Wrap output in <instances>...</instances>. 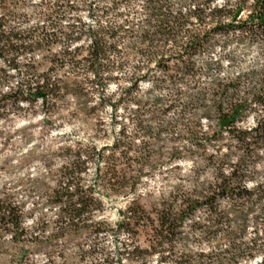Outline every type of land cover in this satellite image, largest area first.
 Returning a JSON list of instances; mask_svg holds the SVG:
<instances>
[{
  "label": "trees",
  "instance_id": "16d2710c",
  "mask_svg": "<svg viewBox=\"0 0 264 264\" xmlns=\"http://www.w3.org/2000/svg\"><path fill=\"white\" fill-rule=\"evenodd\" d=\"M38 6L35 24L21 27L0 0V116L37 103L51 113L71 97L84 110L109 107L118 131L111 143L60 147L53 187L28 188L55 208L52 222L27 226L22 203L0 196L12 264H264V47L261 65L235 76L223 71L234 49L212 55L217 34L264 46V0ZM50 47L62 48L41 68L34 55ZM156 173L155 193L144 185ZM109 194L128 200L114 225L97 218Z\"/></svg>",
  "mask_w": 264,
  "mask_h": 264
},
{
  "label": "rangeland",
  "instance_id": "374dc122",
  "mask_svg": "<svg viewBox=\"0 0 264 264\" xmlns=\"http://www.w3.org/2000/svg\"><path fill=\"white\" fill-rule=\"evenodd\" d=\"M39 1L3 0L20 16L21 27L35 24L37 17L32 13L39 8ZM214 38L216 42L212 46L215 47L212 50V55L217 56L220 47L234 49L233 60L230 65L224 66L223 71L235 76L261 65L263 59L261 47L264 46L258 42L237 33L217 34ZM61 48L50 47L49 51H37L34 58L40 62L41 68H44L50 65L51 51L53 53ZM135 62L134 59L130 61V63ZM223 62L227 64L226 59ZM113 88L112 85L111 89ZM67 99L70 101L68 107L54 110L51 113L45 111L44 114L45 108L37 103L34 111L21 110L18 113L0 116V196L10 194L22 203L27 226H35L41 219L50 222L55 219V208L51 209L47 206L38 191L28 195V188L32 185L38 186L37 189H40L41 192L45 188L53 187L54 181L51 175L60 163L58 157L60 147L73 144L74 140L85 139L92 140L99 146L111 143L113 136L118 131V125L113 124L112 119L114 118L111 117L112 113L109 107L92 112L78 106L71 97ZM120 114L127 119L126 112L118 113V115ZM119 119L120 116H117L116 120ZM128 122L126 124L130 126ZM245 122L248 125L253 120L250 117ZM62 134H66L67 142H64V138L59 137ZM166 136L167 134L164 133L163 139ZM191 166L190 161L182 163L180 174L189 173ZM84 179L86 185L92 183V168H89ZM163 182L161 176L156 173L144 187L154 189L156 193L158 189L162 188L161 185H164ZM102 198L104 207L103 211L97 214V218L114 225L119 216L118 211L125 207L128 200L113 194L103 195ZM49 231H51L50 226L47 227L46 233ZM80 237L86 238L85 233H81ZM141 243L144 244L143 241ZM28 245L38 244L29 242ZM14 254L15 249L8 234L1 235L0 264H12ZM33 257L38 263H42L45 259L41 252L33 253ZM152 260L154 261L152 263L155 264V258Z\"/></svg>",
  "mask_w": 264,
  "mask_h": 264
}]
</instances>
